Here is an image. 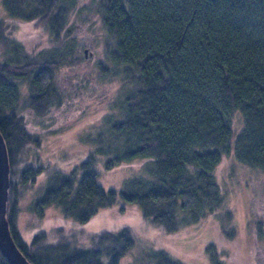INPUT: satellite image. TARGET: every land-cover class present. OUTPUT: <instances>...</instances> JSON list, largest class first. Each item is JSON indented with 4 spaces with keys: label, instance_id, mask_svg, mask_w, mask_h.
Here are the masks:
<instances>
[{
    "label": "trees",
    "instance_id": "obj_1",
    "mask_svg": "<svg viewBox=\"0 0 264 264\" xmlns=\"http://www.w3.org/2000/svg\"><path fill=\"white\" fill-rule=\"evenodd\" d=\"M0 132L9 161L6 218L14 242L32 264H119L137 239L122 225L85 235V245L61 227L33 233L24 241L15 215L20 188L44 166L20 155L38 146L27 108L38 116L66 104L57 72L90 63L89 78L117 84L113 99L93 126L86 158L67 170L47 172L36 200L54 204L65 217L88 220L117 195L137 204L157 228L176 231L222 205L214 171L232 148L235 158L264 169V0H1ZM8 20L29 21L45 44L24 47L7 31ZM100 32L80 42L84 25ZM90 34V33H88ZM89 36V35H87ZM91 55L84 53L85 46ZM87 78L79 76L73 82ZM29 113V112H27ZM240 122L231 139L233 119ZM135 159L148 176L105 188L95 169ZM18 170V169H17ZM16 170V172H17ZM248 230L254 264H264V191L250 195ZM216 218V241L203 247L210 264H228L220 254L234 244L231 212ZM125 264H184L160 247L139 243ZM220 248V249H219ZM0 264H9L0 254Z\"/></svg>",
    "mask_w": 264,
    "mask_h": 264
},
{
    "label": "rangeland",
    "instance_id": "obj_2",
    "mask_svg": "<svg viewBox=\"0 0 264 264\" xmlns=\"http://www.w3.org/2000/svg\"><path fill=\"white\" fill-rule=\"evenodd\" d=\"M5 16L6 11L0 0V18ZM5 22L9 34L24 47H40L45 44V34L31 22L7 18ZM79 29L80 42L83 44H87V39L92 37V33L98 35L100 32L94 23L91 26H81ZM86 47L89 46L84 48ZM87 54L91 55L88 49L85 55ZM88 67L90 68V63L82 62L78 67L57 72L59 84L68 97L65 105L43 116L31 113L27 108L24 110L28 128L40 133L41 136L38 146L32 145L27 152L20 155L13 178L19 181L18 171L24 161L30 162L33 166L44 167L26 187L20 188L18 182L16 184L18 198L15 225L22 239L28 242L31 235L37 231L61 227L65 232L74 233L76 240L85 245L87 233L127 225L132 229L137 242L122 257L119 264H125L128 257L131 258L132 252L135 256L139 255V243L160 247L184 264H210L203 247L206 243L216 241L214 213L217 212L218 216H221L224 210H229L231 217L228 223L235 228L236 235L234 244L228 245L226 249L231 254L221 253L220 258L225 263L229 261L228 264H254V244L248 230V221L251 218L250 195L253 191H264V169L239 162L232 148L224 154L214 171L223 197L222 205L214 212H208L198 222L176 231H165L150 225L141 216L137 204L122 199L119 194L114 203L85 221L63 216L54 204L41 206L42 213L37 212L34 206L45 183L47 172L53 169L67 170L86 158L93 148L86 135H92L95 128L93 124L106 111L108 102L113 99L116 92L117 84L89 78ZM79 76H84L87 80L79 82L78 86L73 85ZM240 125L241 120L238 122L235 117L232 140ZM144 162L135 159L106 169L97 161L95 169L100 183L105 188L119 190L122 181L128 177L148 176L147 172L141 169Z\"/></svg>",
    "mask_w": 264,
    "mask_h": 264
},
{
    "label": "water",
    "instance_id": "obj_3",
    "mask_svg": "<svg viewBox=\"0 0 264 264\" xmlns=\"http://www.w3.org/2000/svg\"><path fill=\"white\" fill-rule=\"evenodd\" d=\"M87 48L84 49L86 53ZM9 187V161L4 138L0 132V254L9 264H32L13 240L6 218Z\"/></svg>",
    "mask_w": 264,
    "mask_h": 264
}]
</instances>
